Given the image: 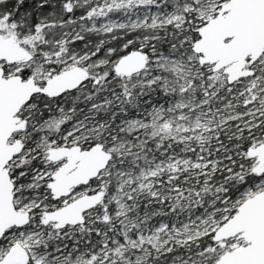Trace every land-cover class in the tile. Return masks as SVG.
Here are the masks:
<instances>
[{"label": "snow or ice", "instance_id": "6c2138e0", "mask_svg": "<svg viewBox=\"0 0 264 264\" xmlns=\"http://www.w3.org/2000/svg\"><path fill=\"white\" fill-rule=\"evenodd\" d=\"M0 264H264V0H0Z\"/></svg>", "mask_w": 264, "mask_h": 264}]
</instances>
